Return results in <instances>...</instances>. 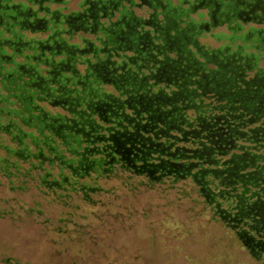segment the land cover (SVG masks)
Instances as JSON below:
<instances>
[{
	"label": "trees",
	"instance_id": "obj_1",
	"mask_svg": "<svg viewBox=\"0 0 264 264\" xmlns=\"http://www.w3.org/2000/svg\"><path fill=\"white\" fill-rule=\"evenodd\" d=\"M195 13L220 46L194 45ZM142 48L150 71L118 59ZM4 184L58 223L152 212L190 263L200 240L264 264V0H0Z\"/></svg>",
	"mask_w": 264,
	"mask_h": 264
},
{
	"label": "rangeland",
	"instance_id": "obj_2",
	"mask_svg": "<svg viewBox=\"0 0 264 264\" xmlns=\"http://www.w3.org/2000/svg\"><path fill=\"white\" fill-rule=\"evenodd\" d=\"M137 13L147 14L144 9ZM200 14L190 17L203 28L197 31L196 46L210 49L220 46L216 36L226 29L202 24ZM118 59L136 72L150 71L156 64L148 48L121 51ZM38 201L31 203L30 194L20 198L6 184L0 185V264H209L206 255L212 249L207 245L204 248L200 240L183 244L186 252L195 249L192 252L195 263L191 258L192 263L186 261L174 250L168 252L165 243L168 238L161 233L160 221H156L155 228L149 222L156 217L152 212L150 218H136L130 228L121 219H111L106 210L98 211L100 220L88 216L87 220L66 225L57 220L61 208Z\"/></svg>",
	"mask_w": 264,
	"mask_h": 264
},
{
	"label": "flooded vegetation",
	"instance_id": "obj_3",
	"mask_svg": "<svg viewBox=\"0 0 264 264\" xmlns=\"http://www.w3.org/2000/svg\"><path fill=\"white\" fill-rule=\"evenodd\" d=\"M193 24H194V26H192ZM193 24L189 23L188 24V27H189L190 32L192 31V37L191 38L193 39L192 41H193L194 45L196 46V44H197L196 43L197 31H198V29H201L202 30L203 28H202V26L200 27V24L199 25H196L195 23H193ZM177 33L182 34L181 32H177ZM8 188L11 191V186L10 187L8 186ZM39 212H40V210L37 211V213H39Z\"/></svg>",
	"mask_w": 264,
	"mask_h": 264
}]
</instances>
